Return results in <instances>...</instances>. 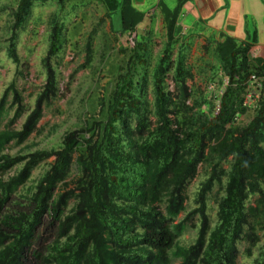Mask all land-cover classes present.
<instances>
[{
	"label": "trees",
	"instance_id": "trees-1",
	"mask_svg": "<svg viewBox=\"0 0 264 264\" xmlns=\"http://www.w3.org/2000/svg\"><path fill=\"white\" fill-rule=\"evenodd\" d=\"M30 3L21 0L15 13L9 46L15 62L16 31L21 29L22 15ZM129 5L130 0H120L122 20L129 19L125 16ZM172 27L168 28V38H172ZM61 42L54 27L42 59L46 72L43 89L21 129L9 127L12 118L0 130V154L9 141L21 143L36 129L43 106L56 95L58 81L49 59L61 52ZM174 49L173 44H167L154 68L155 121L141 112L143 103L127 90L132 82L129 67L118 77L107 106V120L96 123L102 130L100 139H95L94 132L84 137L92 127L68 132L60 149L29 155L23 168L8 178L3 174L22 157L0 155V264H239L242 242L245 254L251 255L260 238L257 230L264 228L263 111L248 125L235 126L230 133L226 126H234L236 118L250 108L244 98L251 73L261 78L264 73L249 61L247 45L220 51L230 53L227 83L218 98L219 107L207 114L198 110L201 102L192 106L186 103L191 97L186 80L193 76L187 65L190 51L181 48L175 52V91L167 89ZM90 54L88 45L82 67L90 62ZM261 82L264 86V79ZM9 91L12 104L17 103L14 117L23 109L20 92L11 83L0 99V124ZM132 114L135 125L125 150L114 135L113 123L124 115L125 122ZM196 118L201 121L198 125ZM50 154L55 159L31 197L26 203L12 200V194L28 180L36 164ZM223 161L229 163L227 171L221 165ZM200 162L208 163L210 171L196 192L197 209L186 212L185 189L196 176ZM73 164L78 171L76 185L59 192ZM223 175L224 195L217 198L219 221L210 228L208 193L215 183L222 184ZM70 200L73 205L66 212ZM194 214L196 221L192 220ZM189 227L197 228L196 238L188 245L178 244V237ZM259 264H264V255Z\"/></svg>",
	"mask_w": 264,
	"mask_h": 264
},
{
	"label": "rangeland",
	"instance_id": "rangeland-1",
	"mask_svg": "<svg viewBox=\"0 0 264 264\" xmlns=\"http://www.w3.org/2000/svg\"><path fill=\"white\" fill-rule=\"evenodd\" d=\"M20 2L21 0H0V99L12 83L20 92L23 105L21 114L15 118L17 103L12 104L13 94L12 91L8 92L0 130L6 128L12 118L14 121L9 127L21 129L27 115L34 108L37 95L46 81L42 59L47 55L54 27L62 39L61 52L49 59L51 67L56 72L58 91L49 105L43 106L36 129L23 142L16 143L11 140L5 145L0 155L6 154L13 158L21 156L22 159L3 174L4 178L18 173L29 159V155L39 151L51 153L60 149L68 132L92 127L93 130L84 132V137L94 132L97 133L95 139H100L102 130L97 128L96 123H104L107 120V106L118 77L125 74L129 67L132 82L127 90L143 103L141 112L145 113L150 121L156 120L153 72L164 47L169 43L173 44L175 49L171 57L173 67L169 70L166 83L169 91H175L172 75L179 41L167 39L164 27L155 29L150 26L151 24L143 23L138 27L142 22L141 17L130 11L125 12L126 18L129 17L128 21L122 20L124 17L121 16L119 9L120 0H31L30 6L22 15L21 29L16 31L15 51L18 61L15 62L9 55V46L15 13ZM88 45L91 49V59L82 67L85 64ZM200 54L202 53L192 51L188 54L187 65L192 69L193 76L186 80L191 91V97L186 103L192 106L199 101L202 104L198 110L212 114L226 84L230 53L220 52L216 55V52H205L203 53L205 58ZM211 54L216 55L218 59L211 62L207 60L206 56ZM260 112L264 115V86L252 106L241 113L234 126L228 125L226 129L230 133L235 126L244 127ZM132 115L131 118L126 117L125 122L124 115L113 123L114 135L120 138L125 150L128 149L132 139L131 129L135 125V114ZM178 118L182 119L181 114ZM199 123L200 119L196 118V125ZM77 154L78 152L73 155V159ZM54 159L55 155L50 154L48 158L40 160L31 171L28 180L18 186L17 192L12 194V200L26 203L35 191L36 183L49 169ZM228 160H231V157ZM221 165L224 170L229 169L228 162L223 161ZM209 171L210 165L200 162L196 176L187 184L186 212L197 209L195 195ZM77 175L76 164H73L69 176L64 180L66 185L60 184L58 191L73 189ZM225 179L226 175H223L222 184L215 183L208 193L207 211L210 228L219 221L217 198L224 195L222 185ZM251 200L253 201L254 197ZM72 205L73 200H70L66 212ZM186 212L181 213L180 217ZM196 217L194 214L192 220L196 221ZM257 233L260 238L250 256L245 254V243L239 244V264H259L262 260L264 228H258ZM196 234L197 228L189 227L178 237L177 242L180 245H188L194 241ZM61 241H64V238Z\"/></svg>",
	"mask_w": 264,
	"mask_h": 264
},
{
	"label": "crops",
	"instance_id": "crops-1",
	"mask_svg": "<svg viewBox=\"0 0 264 264\" xmlns=\"http://www.w3.org/2000/svg\"><path fill=\"white\" fill-rule=\"evenodd\" d=\"M125 11L141 17L138 27H164L167 39L173 25L176 51L218 55L247 45L249 61L264 73V0H130ZM216 55L207 60L216 61Z\"/></svg>",
	"mask_w": 264,
	"mask_h": 264
},
{
	"label": "built area",
	"instance_id": "built-area-1",
	"mask_svg": "<svg viewBox=\"0 0 264 264\" xmlns=\"http://www.w3.org/2000/svg\"><path fill=\"white\" fill-rule=\"evenodd\" d=\"M262 79H264V77H258L254 73H251V75L249 76V85L246 89L248 92L246 93L244 98V104L247 105V107H251L254 100L259 96L260 91L263 88L261 82Z\"/></svg>",
	"mask_w": 264,
	"mask_h": 264
},
{
	"label": "clouds",
	"instance_id": "clouds-1",
	"mask_svg": "<svg viewBox=\"0 0 264 264\" xmlns=\"http://www.w3.org/2000/svg\"><path fill=\"white\" fill-rule=\"evenodd\" d=\"M219 106H217V108H218ZM236 119H238V118H236ZM237 121V120H236Z\"/></svg>",
	"mask_w": 264,
	"mask_h": 264
}]
</instances>
